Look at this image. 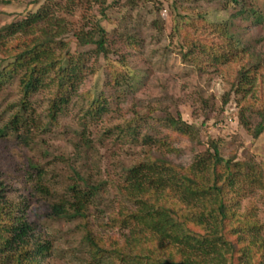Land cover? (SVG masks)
<instances>
[{"label": "clouds", "instance_id": "clouds-1", "mask_svg": "<svg viewBox=\"0 0 264 264\" xmlns=\"http://www.w3.org/2000/svg\"><path fill=\"white\" fill-rule=\"evenodd\" d=\"M0 264H264V0H0Z\"/></svg>", "mask_w": 264, "mask_h": 264}]
</instances>
